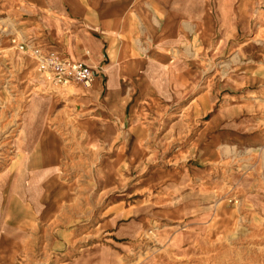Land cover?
<instances>
[{
  "label": "rangeland",
  "instance_id": "1",
  "mask_svg": "<svg viewBox=\"0 0 264 264\" xmlns=\"http://www.w3.org/2000/svg\"><path fill=\"white\" fill-rule=\"evenodd\" d=\"M27 7L0 0V264H264V0H192L190 37L156 60L187 89L139 102L123 90L120 120L105 79L98 92L44 80L51 53L22 27ZM67 162L79 170L45 169ZM36 174L76 198L33 206ZM207 195L203 217L172 215Z\"/></svg>",
  "mask_w": 264,
  "mask_h": 264
},
{
  "label": "crops",
  "instance_id": "2",
  "mask_svg": "<svg viewBox=\"0 0 264 264\" xmlns=\"http://www.w3.org/2000/svg\"><path fill=\"white\" fill-rule=\"evenodd\" d=\"M26 2L27 15L22 20V27L29 34L31 42L37 43L51 54L92 67L96 77L89 90L100 91L104 79L106 80L105 104L118 120L122 117L123 105L128 106L130 103L129 96L123 94V90L134 91L135 101L139 102L159 97L165 92L169 98L177 99L181 96V91L187 89L190 79H184L183 83L176 82L171 77L175 72L158 69L156 60L160 58L162 51L172 47L171 44L185 43L190 37L192 0ZM240 21L244 24V17ZM223 25L231 28L226 21H223ZM146 59L152 62L145 61ZM122 81L126 83V88L121 86ZM76 127L89 134L87 124L77 123ZM220 139L222 137H215L216 141ZM259 139L251 137L250 143ZM59 164L47 163L45 169L79 170L74 163L67 162L63 168ZM111 170V167L100 170L105 187L113 178ZM105 171L107 174H104ZM46 185L45 192L49 197L76 198L68 193V186L60 183L54 175L46 181ZM178 191L179 189H174L173 193ZM194 197L196 200L190 203L188 211H181L182 208L177 207L172 215L179 217L184 212L185 215H198L200 218L206 215L208 211L205 206L213 196H202L205 199ZM184 199L181 201H186ZM189 236H196V240L202 234L197 230L195 235ZM149 261L145 259V262ZM173 261L175 263L177 259Z\"/></svg>",
  "mask_w": 264,
  "mask_h": 264
},
{
  "label": "built area",
  "instance_id": "3",
  "mask_svg": "<svg viewBox=\"0 0 264 264\" xmlns=\"http://www.w3.org/2000/svg\"><path fill=\"white\" fill-rule=\"evenodd\" d=\"M40 58L39 70L47 82L60 86H81L85 89L92 87L96 77L92 67L54 54Z\"/></svg>",
  "mask_w": 264,
  "mask_h": 264
},
{
  "label": "bare ground",
  "instance_id": "4",
  "mask_svg": "<svg viewBox=\"0 0 264 264\" xmlns=\"http://www.w3.org/2000/svg\"><path fill=\"white\" fill-rule=\"evenodd\" d=\"M39 98H34L31 100V103L29 105V113L32 114V110H33V113L36 111V108L39 106ZM19 130V129H18ZM18 133V132H17ZM12 146V145H11ZM15 156V154H14ZM26 154H23V157L25 158ZM23 161H20V164H18V168L16 170V173H15V179H14V183H13V188H14V193L17 192L20 193L22 188L24 187V183L27 182L26 179L27 177L25 176V169H24V165L21 163ZM29 174V173H28ZM104 174H107V172L105 171ZM106 178H107V175H105ZM28 183V182H27ZM44 185H45V182L43 180H41V178L39 179L38 177V174L36 175H32L31 178H30V181H29V185L28 186V191L30 192L28 194L29 198H36V204L32 203L33 206L34 205H39L40 203H42V200L44 201L45 198H49V196L47 195V192L46 191V186L44 188ZM33 191V192H31ZM22 198H28L26 196H23ZM44 198V199H43ZM37 205V206H38ZM41 205V204H40ZM45 205V204H44ZM43 205V206H44ZM42 206V207H43ZM36 207V206H35ZM39 207V206H38ZM34 208V207H33ZM37 208V207H36ZM38 209V208H37ZM39 210V209H38ZM41 211V209H40ZM42 214V213H41ZM37 220V219H36ZM55 222L57 220H54ZM53 222V223H55ZM37 224V223H36ZM29 232V231H28ZM153 233V232H151ZM24 243V242H23Z\"/></svg>",
  "mask_w": 264,
  "mask_h": 264
}]
</instances>
